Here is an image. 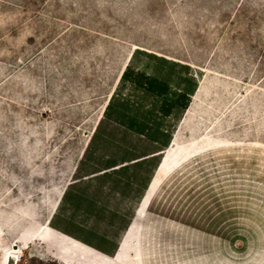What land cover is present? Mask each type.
<instances>
[{"label":"rangeland","instance_id":"374dc122","mask_svg":"<svg viewBox=\"0 0 264 264\" xmlns=\"http://www.w3.org/2000/svg\"><path fill=\"white\" fill-rule=\"evenodd\" d=\"M0 264H264V0H0Z\"/></svg>","mask_w":264,"mask_h":264},{"label":"bare ground","instance_id":"6f19581e","mask_svg":"<svg viewBox=\"0 0 264 264\" xmlns=\"http://www.w3.org/2000/svg\"><path fill=\"white\" fill-rule=\"evenodd\" d=\"M158 175H159V172L155 175V177L152 179V183L149 187V190H147L146 194H145V198H144V202H143V205H145L147 203V201L149 200V198L151 197L152 193H153V190L156 186V183L158 181ZM21 251V248H18L17 250H12L9 252V255L7 256V259L8 261L9 260H12L13 263H17L18 262V258H17V254H19Z\"/></svg>","mask_w":264,"mask_h":264}]
</instances>
